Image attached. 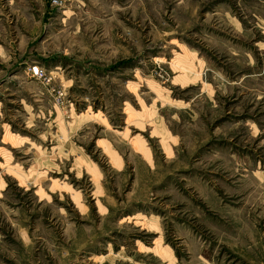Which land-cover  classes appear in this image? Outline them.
<instances>
[{
    "label": "rangeland",
    "instance_id": "rangeland-1",
    "mask_svg": "<svg viewBox=\"0 0 264 264\" xmlns=\"http://www.w3.org/2000/svg\"><path fill=\"white\" fill-rule=\"evenodd\" d=\"M0 264H264V0H0Z\"/></svg>",
    "mask_w": 264,
    "mask_h": 264
},
{
    "label": "built area",
    "instance_id": "built-area-1",
    "mask_svg": "<svg viewBox=\"0 0 264 264\" xmlns=\"http://www.w3.org/2000/svg\"><path fill=\"white\" fill-rule=\"evenodd\" d=\"M33 72H34V74L38 75V70H34V67H33Z\"/></svg>",
    "mask_w": 264,
    "mask_h": 264
}]
</instances>
